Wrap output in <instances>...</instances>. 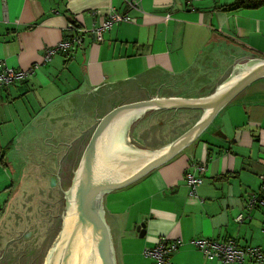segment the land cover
Returning <instances> with one entry per match:
<instances>
[{"label":"crops","instance_id":"crops-1","mask_svg":"<svg viewBox=\"0 0 264 264\" xmlns=\"http://www.w3.org/2000/svg\"><path fill=\"white\" fill-rule=\"evenodd\" d=\"M239 1L0 0V61L19 70L38 65L0 89V250L15 240L0 264L41 263L38 245L50 242L80 142L111 110L200 99L236 64L264 59V6L226 8ZM111 13L129 21L113 24L96 44L90 30ZM68 25L83 30L81 46L43 64L47 50L70 35ZM186 173L203 179L195 197ZM261 175L264 78L171 161L103 196L116 264H155L143 251L162 238L182 241L172 264H219L193 246L200 238L264 251V207L243 224L234 221L247 216L252 195L264 199ZM39 227L47 233L34 240Z\"/></svg>","mask_w":264,"mask_h":264},{"label":"water","instance_id":"water-1","mask_svg":"<svg viewBox=\"0 0 264 264\" xmlns=\"http://www.w3.org/2000/svg\"><path fill=\"white\" fill-rule=\"evenodd\" d=\"M264 78V59L236 64L197 100L138 102L102 117L80 142L65 190L57 231L43 264H116L103 196L127 187L168 163L193 143L218 112L253 82ZM52 186L55 179L51 180ZM144 235V224L137 228ZM8 240L0 250V260Z\"/></svg>","mask_w":264,"mask_h":264},{"label":"built area","instance_id":"built-area-1","mask_svg":"<svg viewBox=\"0 0 264 264\" xmlns=\"http://www.w3.org/2000/svg\"><path fill=\"white\" fill-rule=\"evenodd\" d=\"M138 1V0H137ZM200 1V0H187ZM129 5H136L132 1H126ZM127 22L129 18L125 15L111 13L106 19L102 20L97 26L90 30L93 41L99 44L103 40V32L109 30L113 24L119 22ZM68 38L63 39L55 47L47 50L43 57L42 63L50 61L55 54L66 52L78 48L82 44L83 30L73 25H68ZM38 67L37 64L31 66L26 70L12 69L7 67L4 62L0 61V89L7 88L15 82H22L26 80ZM262 189H264V175L259 177ZM186 185L189 189V195L195 197L197 188L203 183L201 177H196L192 173L185 174ZM264 207V199L258 195H252L246 202L247 216L240 214L234 221L238 224H243L249 220L250 213L256 207ZM263 232H264V218H263ZM193 246L202 254V256L209 261H217L219 264H245L246 262H254L261 264L264 262V251L260 247L239 246L233 239H227L223 242L212 239H197L192 241ZM182 245L180 240H169L162 238L157 245L151 249H145L143 255L154 260L155 264H172L170 257Z\"/></svg>","mask_w":264,"mask_h":264},{"label":"rangeland","instance_id":"rangeland-1","mask_svg":"<svg viewBox=\"0 0 264 264\" xmlns=\"http://www.w3.org/2000/svg\"><path fill=\"white\" fill-rule=\"evenodd\" d=\"M50 185L52 186V184H51V181H50ZM58 212V211H57ZM57 224H58V216L56 217V219H54L53 220V226H52V230H49V233H48V240H52V238L54 237V235H55V233H56V231H57ZM46 227V226H45ZM45 227H43V228H41V227H39L38 229H37V236H36V238L34 239V240H37V238H38V236H41V240H42V237H43V235L45 234V233H47V228H45ZM43 232H44V234H43ZM40 240V241H41ZM48 243H50V242H47L46 244H45V242L44 243H39V248H41V249H43L42 251L44 252V254H43V256L41 255V253L40 252H38L37 253V257H36V260L38 261L39 260V262H41L40 264H43V262H44V260H45V257H46V252H47V249H48V246H49V244ZM46 245H48V246H46ZM44 248H45V250H44ZM22 249H23V247H22ZM41 251V252H42ZM21 254H22V251H21Z\"/></svg>","mask_w":264,"mask_h":264},{"label":"trees","instance_id":"trees-1","mask_svg":"<svg viewBox=\"0 0 264 264\" xmlns=\"http://www.w3.org/2000/svg\"><path fill=\"white\" fill-rule=\"evenodd\" d=\"M262 6H264V0H241L237 3H233L226 6V8L235 7V9L236 8L256 9Z\"/></svg>","mask_w":264,"mask_h":264}]
</instances>
